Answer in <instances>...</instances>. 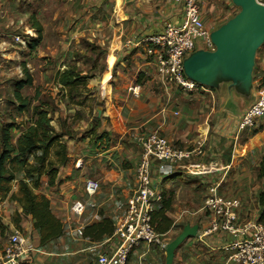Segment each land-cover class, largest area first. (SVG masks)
<instances>
[{
  "label": "crops",
  "instance_id": "crops-1",
  "mask_svg": "<svg viewBox=\"0 0 264 264\" xmlns=\"http://www.w3.org/2000/svg\"><path fill=\"white\" fill-rule=\"evenodd\" d=\"M198 3L201 17L212 31L239 12L231 0ZM30 6L32 12L28 11ZM181 16L182 7L165 0H0V74L6 75L1 88L9 87L14 98L15 84L24 79L26 65L35 87L53 95L46 87L54 86L58 93L53 96L66 109L68 124L75 132V136L64 139L70 160L59 169L55 186L49 187L44 177L37 191L49 199L53 214L63 223L61 238L42 244L32 217L25 216L17 202L8 197L7 207L0 203V213L5 209L7 215L2 221L12 234L17 228L11 217L17 213L21 216L22 232H18L28 245L26 264H96L101 255L117 248L116 238L104 234L94 240L84 236L85 228L103 219L116 225L125 217L128 201L137 190L140 139L153 133L181 148L201 143L203 155L181 162L171 176L163 178L158 175V161L153 160V185L162 195L155 213L166 206L165 215L172 225L165 228L156 217V226L162 228L158 232L161 244L136 246L128 264H166V246L187 225H198V235L179 247L173 264L229 262L234 251H227L225 246L235 237L222 230L207 232L213 217L204 209V200L215 185L221 195L239 202L238 224L259 223V200L264 191L259 178L264 117L253 128L240 127L244 113L255 100L245 102L227 85L220 91L206 86L198 91L178 90L160 76L156 55L146 44L130 53L123 47L129 39L155 33ZM33 19L44 29L43 40L34 50L30 48L37 37ZM259 56L253 73L254 95L256 85L264 84V51ZM71 63H77L83 75L90 77L91 92L76 98L83 105L70 104L64 98L66 92L58 96L62 86L57 83V72ZM135 84L143 88L140 99L131 96ZM90 102L93 105H86ZM15 107V100L0 95V127L4 112ZM92 131L110 135L107 150L91 145ZM87 179L101 185L93 197L85 193ZM77 200L86 207L82 216L71 211ZM2 256L1 252L0 261Z\"/></svg>",
  "mask_w": 264,
  "mask_h": 264
},
{
  "label": "built area",
  "instance_id": "built-area-1",
  "mask_svg": "<svg viewBox=\"0 0 264 264\" xmlns=\"http://www.w3.org/2000/svg\"><path fill=\"white\" fill-rule=\"evenodd\" d=\"M182 7V16L175 22H166L162 28L148 36H136L124 43L126 53L146 44L148 51L155 54L157 69L167 85H173L184 92L198 91L205 86L189 80L183 71V62L193 53L197 41H201L205 50H214L211 42L212 30L206 26L198 0H165ZM264 5V0H256ZM131 96L140 99L143 88L135 84L130 89ZM255 101L250 105L240 122L241 129L253 128L264 117V84L256 85ZM141 156L136 168L137 190L128 201L125 217L115 225L112 238L118 241L117 248L103 254L96 264H128L131 251L141 243L161 244V236L153 223L156 203L162 195L155 190L151 167L153 160L158 161V175L171 176L177 165L203 155V144L193 148H181L171 143L158 133L140 139ZM99 181L87 179L84 185L88 197L100 191ZM218 185L209 188L204 200V209L212 215L208 233L225 231L235 237L227 243L225 249L234 251L231 260L225 264H264V224L254 225L237 223L239 202L221 195ZM85 204L77 200L71 211L75 216H82ZM237 237V238H236ZM28 245L20 233L12 234L3 250L0 264H26ZM31 248V247H29Z\"/></svg>",
  "mask_w": 264,
  "mask_h": 264
},
{
  "label": "trees",
  "instance_id": "trees-1",
  "mask_svg": "<svg viewBox=\"0 0 264 264\" xmlns=\"http://www.w3.org/2000/svg\"><path fill=\"white\" fill-rule=\"evenodd\" d=\"M32 27L37 33L35 40L30 43L34 50L39 46L44 37V29L39 21L32 20ZM24 79L16 82L13 90V100L16 107L13 108V117L10 123H3L0 127V200L9 197L10 201L17 202L25 216H31L34 228L41 235L42 244L50 243L64 235V225L51 210L49 199L37 191L43 185L42 179L48 180L49 187L55 186L59 169L66 165L68 156L65 138L75 136L67 119L61 118L62 104L49 91L41 87H35L34 77L24 65ZM56 80L62 86L60 93L70 100V104L83 105V101L76 98L83 93H90L92 88L88 85L89 76L83 75L77 63H71L63 71H58ZM33 89L32 95L25 91ZM62 100V99H61ZM60 127L54 126L55 115ZM12 116V115H11ZM76 114L75 120L78 119ZM22 119L20 123L17 120ZM92 135L91 145L98 150H107L111 145V137L108 133ZM95 134V135H94ZM22 176V177H20ZM259 178L264 182V156L261 161ZM17 182L18 189L13 192V185ZM261 216L259 223L264 224V191L259 200ZM167 207L154 213L153 223L157 232L162 228L156 226V217L160 218V224L169 228L172 223L165 215ZM21 216L17 213L13 223L17 230L22 232L20 226ZM0 229L6 227L0 221ZM115 225L109 219L89 225L85 228L84 236L98 240L104 234L113 236Z\"/></svg>",
  "mask_w": 264,
  "mask_h": 264
},
{
  "label": "water",
  "instance_id": "water-1",
  "mask_svg": "<svg viewBox=\"0 0 264 264\" xmlns=\"http://www.w3.org/2000/svg\"><path fill=\"white\" fill-rule=\"evenodd\" d=\"M239 12L211 33L214 50L198 49L185 58V76L220 91L225 85L245 102L255 100L253 73L257 53L264 45V5L256 0H231ZM199 226L187 225L166 246V264H173L176 251L198 235Z\"/></svg>",
  "mask_w": 264,
  "mask_h": 264
},
{
  "label": "rangeland",
  "instance_id": "rangeland-1",
  "mask_svg": "<svg viewBox=\"0 0 264 264\" xmlns=\"http://www.w3.org/2000/svg\"><path fill=\"white\" fill-rule=\"evenodd\" d=\"M21 1H23V0H21ZM239 9V8H238ZM240 10V9H239ZM28 11H30V12H32L33 11V8H32V6H30L29 8H28ZM209 27V26H208ZM202 47V43H201V41H197V46H196V49H195V51L196 50H198V49H203V48H201ZM262 51H264V45H262V47L260 48V50H259V52H258V54H257V60H258V57H260L259 55H260V53L262 52ZM3 78H6V75L5 74H3V75H1L0 74V95H6V98H7V100L9 101V100H11V99H13L12 98V90L9 88V87H2L1 88V84H2V82H3ZM46 88H49L52 92H53V95H55V93L57 94L58 92L56 91V89L54 88V86H50V87H46ZM45 88V89H46ZM48 89V90H49ZM7 90H8V92H7ZM5 91V92H4ZM34 93V90L33 89H29V90H27V91H25V94H29V95H32ZM10 105H11V102H10ZM86 105H93V103L92 102H90V103H86ZM64 106H65V104H64ZM66 108H68V105H67V107ZM62 109H63V115H62V113H60V115H61V118H64V119H67V121H68V119H69V116H67L66 117V109L64 108V107H62ZM5 114L3 115V117H2V121H1V123L3 124V123H10L9 122V120H11V117H13V115L14 114H12L13 113V108L12 109H9L8 111L6 110L5 112H4ZM12 115V116H11ZM59 118V114H56L55 115V121H54V126L57 128V129H59V127H60V125H59V123H58V121H57V119ZM20 121H22V119H19L18 118V120H17V122L18 123H20ZM70 123V122H69ZM14 186H15V188L16 189H18V186H17V182L13 185V188H14ZM15 189V190H16ZM14 191V190H13ZM6 200H8V198L7 199H5V200H0V203L1 204H3V205H5V207H7V204H5L6 203ZM2 205V206H3ZM3 210V209H2ZM5 210V209H4ZM4 210L2 211V213H0L1 214V216H0V221H2L3 220V218H5V216H6V218H7V215L4 213ZM15 216H16V214H14V216H12L11 217V222H12V224L13 225H15L14 223H13V218H15ZM8 221V219H6V222ZM21 221H22V219H21ZM20 221V222H21ZM3 225H4V223H3V221L1 222ZM5 227H6V225H5ZM15 227H16V225H15ZM17 228V227H16ZM15 232H18V230L17 231H15ZM19 233V232H18ZM14 234V233H13ZM12 235V233H11V230H10V227H6V229L5 230H1L0 229V253L2 252L3 253V250H4V244L7 242V240L9 239V237Z\"/></svg>",
  "mask_w": 264,
  "mask_h": 264
},
{
  "label": "clouds",
  "instance_id": "clouds-1",
  "mask_svg": "<svg viewBox=\"0 0 264 264\" xmlns=\"http://www.w3.org/2000/svg\"><path fill=\"white\" fill-rule=\"evenodd\" d=\"M259 52V51H258ZM258 54V53H257Z\"/></svg>",
  "mask_w": 264,
  "mask_h": 264
}]
</instances>
